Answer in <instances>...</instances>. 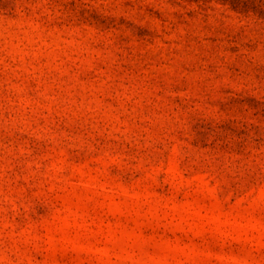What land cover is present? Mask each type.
Here are the masks:
<instances>
[{
	"label": "rangeland",
	"instance_id": "obj_1",
	"mask_svg": "<svg viewBox=\"0 0 264 264\" xmlns=\"http://www.w3.org/2000/svg\"><path fill=\"white\" fill-rule=\"evenodd\" d=\"M0 264H264V0H0Z\"/></svg>",
	"mask_w": 264,
	"mask_h": 264
}]
</instances>
